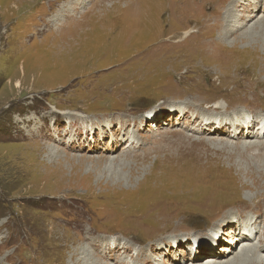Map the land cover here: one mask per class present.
Masks as SVG:
<instances>
[{
  "label": "rangeland",
  "instance_id": "374dc122",
  "mask_svg": "<svg viewBox=\"0 0 264 264\" xmlns=\"http://www.w3.org/2000/svg\"><path fill=\"white\" fill-rule=\"evenodd\" d=\"M100 1L0 0V264H152L143 263L144 256L158 255L149 244L144 248L147 241L153 240L156 248L164 238L183 235L191 239L175 247L199 248L197 255L204 254L223 222L241 219L235 206L264 208V196L250 199L264 190V145L260 151L244 149L254 140L234 143L239 139L228 138L223 124L220 136L197 132L200 117L209 121L201 132L213 126L209 114L227 121L241 113L253 121L264 118L258 54L244 59V66L255 69L254 76L251 72L246 80H231L233 69L213 58L214 52L223 51L215 29L210 34L202 29L205 22L211 25V18L220 21L223 6L219 9L218 3L227 0L199 6L192 0L184 6L177 0ZM262 9L244 0L233 12L239 22L255 13L249 25L264 14ZM104 22L114 25L107 29L109 42L104 41ZM191 26L198 35L182 45L158 41ZM237 33L226 37L224 45ZM87 36L91 39L72 48L58 47ZM256 37L236 50L243 52L251 44L264 53V32ZM202 39L213 44L208 47L212 55ZM218 70L227 73L223 80L217 79ZM213 101L228 109L211 113L200 106ZM167 102L176 107L174 112L159 110ZM183 109L188 117L196 114V122L186 116L177 121ZM206 138L213 145L200 141ZM214 145L225 147L244 173L213 151ZM106 146L113 152H106ZM204 146L207 156L199 161L196 155ZM216 190H221L216 201L225 204H215L216 213L228 211L212 221L207 211ZM114 242L127 248L107 258L111 254L102 248ZM238 249L237 244L230 256Z\"/></svg>",
  "mask_w": 264,
  "mask_h": 264
},
{
  "label": "bare ground",
  "instance_id": "6f19581e",
  "mask_svg": "<svg viewBox=\"0 0 264 264\" xmlns=\"http://www.w3.org/2000/svg\"><path fill=\"white\" fill-rule=\"evenodd\" d=\"M132 1H134V0H132ZM168 1H172V0H168ZM192 1H194V3H192L194 6L197 5V4L199 6V5H205V3H206L207 0H192ZM251 1L254 2V4H256V5H259V7L261 5H263L262 12L264 13V0H251ZM98 2H99V4L102 3V1H100V0H98ZM175 3H177L179 6H184L186 4L185 0H177V2H175ZM242 4H244V0H227V3H225V4L224 3H221V2L218 3V8L219 9H220V7L223 6V10H222V14H221L220 21L213 22V19L214 18H211L209 20V22H212V23H210L211 25H208L205 22L204 25H203V27H202L203 31L205 33H207V34H210L212 32V30L215 29V31L217 33V36L215 38L221 40V46L223 48L221 50H223V51L222 52H214V54H213L214 57L213 58H214V60L223 61L224 64L226 63L225 66L227 68H232L233 69V71H231V73H232L231 80H233L235 78L245 79L246 80L247 78H249L251 76V75L248 76V74H250L251 72L253 74V71L255 70L254 68H252L251 66H248V67L244 66L245 65L244 64L245 63V60H244L245 59V55L250 56L251 52H254V53L258 54L257 56L260 57V59L259 58H258V60L256 59V65H259V64L261 65L262 64L260 66L259 71H260V73H264V63L262 61V60H264V53H262V54L259 53V49H258V46L259 45H251L250 44L249 46H247V48H245L243 50V52H239V51L236 50L237 47H239V44H242V43L248 42V41H252L251 39L252 38H255L257 34H259V33L261 34L262 32H264V14L263 15H260L257 19L253 20V22H251V24L249 23V25H247V22L251 19V17L253 15H255V13H253V14H247L246 15V18L243 21H241V22H239L237 20V17L234 15V12L233 11H236ZM148 8L150 9L151 6L148 7ZM170 9L172 10L171 6H170ZM258 9L259 8L257 7V9H256L255 12H257ZM93 12H94V10H93ZM121 12H122V10H121ZM134 14H136V13H134ZM88 16L90 17L92 15L91 14H87V17ZM113 16H114V14H113ZM133 17H134V15H133ZM176 17H178V16H176ZM215 18H217V16ZM111 20H112V18H110L109 23L111 22ZM181 20H183V19H181ZM227 22L231 23V25H229V23L227 24ZM104 24L105 25L102 24L103 25V28H104L103 31L106 34V38H105L104 41L109 42V39L108 38L111 37V35H110L111 33L108 34L107 33V29L113 28L114 25L113 26H110V25H107L105 22H104ZM225 24L227 25V27L225 26ZM132 25H133V23H132ZM105 26H106V28H105ZM77 27H78V25H76V28ZM191 27H192V30H189V28H187L185 30H180L178 32H173L170 35L159 39L158 41H165L166 40V41H171V42H177V43H179V44L182 45V43L185 42L188 38H190L191 35H193V34L195 35V33H196V35H198L197 34L198 33V29L196 27H194V26H191ZM240 28H243V29L239 32V29ZM96 29H98V28L97 27L95 28V24H93V27L90 29V32L91 33H94V36H95ZM87 32H89V31H87ZM183 32H184V35H183ZM236 32H238V33L234 37L231 38V40H232L231 41V44H229V46H225L224 45L225 38L226 37L233 36V34H235ZM127 33H128V31H127ZM129 34L131 35V33H129ZM88 36H87V38L80 37V38L76 39V41H74L73 43H71L70 46L60 45L58 47H63L64 49H66V48L68 49V47L69 48L70 47L72 48V46H73L74 43H76V44L84 43L85 40H88V38H89ZM256 38H257V40L259 39L258 37H256ZM89 39H91V38H89ZM121 39L122 38L120 37L119 40H121ZM204 39H202L201 44L205 48H207V50H208V47L212 46L213 44H211L210 46H208L207 45L208 42L206 43V41ZM206 40H207V38H206ZM55 47H52V48H55ZM192 51H193V49H192ZM208 51H209V55H212V51L210 49ZM263 52H264V49H263ZM91 57L92 58H95L94 55H92ZM207 58H208V56H207ZM199 59H202V58L200 57ZM74 64L76 66V63L75 62H74ZM202 64H203V62H202ZM247 64H248V61H247L246 65ZM206 65L208 66L209 64L206 63ZM218 73H220L219 74L220 77L218 76L217 79L218 78H221L223 76L224 71H223V73H221V71L218 70ZM226 74H224V75H226ZM197 76H199V75H197ZM253 76H254V74H253ZM222 80H223V77H222ZM20 84H21L20 82H16L15 83L16 86H18ZM180 94H181L180 92L175 93V95H178V96ZM179 100H176V101H179ZM172 101L174 102L175 100H172ZM172 101H171V103H172ZM196 102L199 103V100H197ZM171 103L167 102L166 105H165V108H161L159 106V110H162V111L167 112V113H169L168 111L174 112L175 109H176V107L173 106V105H171ZM216 103L217 102L214 103V101L211 102V103H202L201 102L200 106L203 107L202 108L203 110H205V111H211V113L212 112L226 111L228 109L227 105H226V107H223L222 108L220 106H217ZM184 111H187V109H183V110H179L178 111V116H177V119H176L177 121L178 120H181L182 118H184L186 116V118H189V122H196L194 120L196 114L194 115L192 113L188 117L186 114H183ZM239 115L240 116L235 117L236 119H233L232 121H227V119H224L221 116L214 117V116H212V114H209L208 117H210V121L213 123V126H211V128L207 129L206 131H202V132L200 131L201 127L207 125L209 121L206 120L205 117H200L201 119L199 118V121L197 122L198 123V125H197V127H198L197 130L198 131L197 132L203 133L205 135H216V136H220L221 135V131H223V129L220 127V125L223 124V125H226V128H224V129L227 130L228 132H230V134L228 133V136H227L228 138L235 137V138L239 139L237 142H234V143H238V142H240L242 140L245 141L246 139L247 140L250 139V140H254V141H248L246 143V145H242L244 147V149L250 150V149H253V147H254L255 150H259V151L262 150V146L264 145V140H258V139L264 137V121L262 123L260 122L264 118H259V120H256V121L254 120L253 121V119H249L248 117H246L242 113L239 114ZM161 116H163V115L161 114ZM169 120H170V118L167 119L166 121H169ZM176 123H179V122H176ZM106 126H108L107 128L109 129L110 126L109 125H106ZM254 126L256 127V130H255V133H252L251 130H253V127ZM218 128H220V129H218ZM231 136H233V137H231ZM206 139H202L200 141L203 142V143H207V145H209V144L213 145L212 144V141L210 139L209 140H208V138H206ZM227 140H229V139H227ZM214 143H216V142H214ZM219 144H221V143H219ZM214 146H216V145H214ZM103 148H105V147H103ZM161 148H162V146H161ZM206 148L207 147H205V149H203V152H200L199 155H196L197 160H199V161H202L203 160V155H206L207 154ZM224 148L225 147H223V148L220 147L218 149V146H216V147H214L213 151L218 152V153H221L222 154V158L226 159L227 162L232 161V167L234 168V170H238V172H242V170H239V169H237L235 167V164H234L235 162H233L234 157L232 156V154L229 153V152L228 153H225V149ZM106 150H107L106 152H108V153L113 152V149H112L111 146H106ZM228 150H229V148H228ZM230 150L240 151L238 149H234V147H232V149H230ZM112 160L113 159H111L110 161L112 162ZM242 173H244V172H242ZM247 174H250V173L247 171ZM215 192H216V194H213L214 202H213L211 211H207V213L211 216L212 221H214V220H216L218 218L223 217L225 215V213L228 211V210H225V211H222L220 213H216V210H218V207L215 204H218V206H223L222 208H224V205L225 204H224V202L222 203V202L216 201L217 195L219 194V192L221 193V190H216ZM263 194H264V190H261L260 192L256 193V195H255L256 197H252L250 199L252 200V199H256L258 197L259 198H262L264 196ZM257 195H258V197H257ZM238 196L240 197L239 194H238ZM193 203H194V201H193ZM221 204H224V205H221ZM240 208H243L244 210H241L239 212L238 210ZM233 209L235 210V214L236 213L239 214V216L241 217V219H239V218L236 219V216H235L233 218V220H231V222H229V223L223 222V224L221 226H219V231L216 232V233L211 234L210 240H208V242H207L208 244L205 245V246L208 247V250L204 251V254H201L200 253L199 255H197V251H200L199 248L198 249L196 248L195 250L193 248H190L191 251H188V250L185 251L183 248H180L179 246H176L175 247V243L176 242H179V241L182 242L185 239L186 240L191 239L190 236L188 238H186L184 235L183 236H174V237L171 236L172 238H164L163 240H161L159 242V245L156 248L153 247L154 249L151 246V242L153 240L147 241V243L144 245V248L146 247L147 244H149L147 247H149L152 251H157L158 252V255H157V257L155 259H152L150 257L148 258V257H145V256L143 258V256H141V258H143V263H147L148 262V263H152L153 264V262L156 259L160 258L161 260H164V261H162V264H174V263L175 264H187V263H189V264H264V262L262 263V261H261L262 260L261 258H263L264 255L262 256L260 254V253H263L264 254V227H260V224L262 222H264V208H261L259 205H250V204H245L244 203V204H240L239 206H235ZM203 211H205V210L203 209ZM204 213H206V211ZM249 214H251V215H249ZM227 224H229V225H227ZM211 226H213L212 223H211ZM225 226H231V228H228L227 230L225 229V231L223 232V230H224L223 228ZM184 227L190 229L189 226H184ZM181 232L187 233V230L181 231ZM222 235H226L227 238L226 239L223 238ZM239 239H242L240 241V243L237 242ZM221 241L222 242L226 241L227 242L226 245H223L221 247L215 248L214 244L215 243L218 244ZM237 244H238L239 249L241 250V252L243 251V254L241 252H236L235 255L230 256V253L233 251L234 247L237 246ZM168 246H169V248H168ZM171 247L172 248L175 247L176 249L175 250H172ZM126 248L127 247L125 245H123L121 243L114 242L112 245L105 246L104 248H102V250L105 251L104 252L105 254H106L107 251H109V254H111V255L110 256L108 255L109 257L107 256V258H111L112 256L113 257H116V256L118 257L121 253H124L125 252V249ZM110 251H112V252H110ZM104 253L102 255L103 258L105 257V254ZM208 255H210V256H208ZM138 256L139 255L137 254V257ZM205 257H212V259H214V260L212 262H210L209 260H204ZM225 258H227V259H225ZM165 259L168 260V261H165ZM222 259H225V260H222ZM135 261H137V259ZM160 262H158V264H161Z\"/></svg>",
  "mask_w": 264,
  "mask_h": 264
}]
</instances>
